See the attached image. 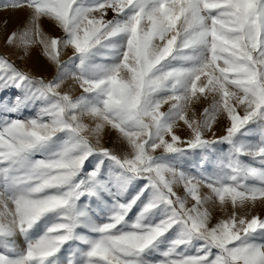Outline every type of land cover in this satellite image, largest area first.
<instances>
[{
	"label": "snow or ice",
	"instance_id": "6c2138e0",
	"mask_svg": "<svg viewBox=\"0 0 264 264\" xmlns=\"http://www.w3.org/2000/svg\"><path fill=\"white\" fill-rule=\"evenodd\" d=\"M4 7L31 9V35L39 39L57 71L62 49L74 48L81 57L82 72L69 79L83 93L95 94L96 100L73 102L70 95L60 92L65 80L57 79L56 75L47 81L32 77L8 59L0 58V85L20 87L29 81L35 87L28 98L55 97L37 118L12 120L0 128V232L6 226L24 231L48 212L58 209L67 212L64 222L54 225L47 235L30 245L23 257L11 260L0 255V264L34 261L43 264L69 239L74 224L72 210L83 194L84 182L75 178L93 147L149 183L132 201L118 204L111 222L100 227L102 236L88 251V264H139L140 254L176 225L190 231L191 239L180 234L158 264H264V246L244 242L249 234L264 230V218H249L248 213L241 215L236 211L248 202L264 201V169L244 166L233 158L228 164L231 175L197 179L153 162L157 149L172 153L213 142L204 139L202 131L211 130L216 113H225L230 121L221 138L225 140H230L254 118H264V0H99L90 7L82 6L79 0H14ZM108 9L123 18L104 20ZM42 16L53 18L67 39L44 37L37 25ZM122 35L126 37V46L118 63L90 69L86 66L85 61L95 47ZM16 40L17 34L13 33L8 44L14 45ZM189 49L202 52L198 56L184 55ZM170 58L195 63L163 70ZM121 72H128L129 78L122 79ZM148 72L160 75V79L147 85L144 74ZM164 91L170 94L157 99ZM208 95L213 96L214 103L205 109L204 119H189L187 106L194 98ZM167 100L173 101L172 123H166L169 114L160 111ZM238 106H243L242 114L237 111ZM85 116L96 121L95 127L87 128L83 123ZM177 121H183L192 130L191 139L181 141L174 133ZM108 126L126 139L132 150L130 155L119 158L105 147L90 146L83 135L88 131L100 141L102 130ZM65 130L75 137L74 142L66 143L61 151L44 159H30L35 151ZM168 136L170 141L166 139ZM247 154L264 163V146ZM41 171L51 174L42 185L43 196L18 199L16 194L24 184L38 183L24 177ZM96 175L91 174L93 178ZM179 184H183L194 202L190 207L174 191ZM201 184L212 195L201 196ZM149 188L150 199L131 230L121 231L118 226ZM213 197L221 205L230 198L234 212L210 225L205 205ZM161 205L167 209L164 219L155 225L142 223L145 214ZM193 238L204 242L196 254L177 252Z\"/></svg>",
	"mask_w": 264,
	"mask_h": 264
},
{
	"label": "rangeland",
	"instance_id": "374dc122",
	"mask_svg": "<svg viewBox=\"0 0 264 264\" xmlns=\"http://www.w3.org/2000/svg\"><path fill=\"white\" fill-rule=\"evenodd\" d=\"M14 0H0V55L9 59L16 64L21 70L30 76L43 78L46 81L51 80L55 75L57 79L65 80L60 92L67 93L73 98V102H79L82 99L90 102L96 100L95 94L83 93L79 85L73 82L69 77L80 75L81 57L75 54L74 48L68 47L61 51L60 67L56 70V65L45 55L43 46L39 39L33 37L32 33V11L31 9L20 8L13 9L4 7L13 3ZM24 2V0H18ZM99 0H79L84 7H90ZM97 18H101L96 13ZM104 20L122 19L116 17L115 13L108 9L102 17ZM39 32L47 38H60L65 34L60 25L51 17L42 16L37 21ZM17 34V40L14 45L8 44V38ZM28 34L27 36L25 34ZM67 39L66 36H64ZM30 40H35L30 43ZM157 43L159 41H156ZM126 46V37L118 36L103 41L101 45L95 47L85 61L86 66L90 69L93 66H111L120 61L121 54ZM202 49H189L184 51V55L198 56ZM195 61H181L179 59H169L165 63L163 70L169 66L190 67ZM90 75V73H86ZM35 85L24 81L17 87L14 84L10 87L0 85V128L12 120H28L37 118L42 108L52 103L55 97L28 98V93ZM170 93L167 91L157 95V99H163ZM17 97L21 100L18 102ZM173 101L167 100L161 104L160 111L168 113L165 122L172 123L174 111L171 109ZM214 103L213 96H201L193 101L186 108V115L189 119L202 121L205 115V109H210ZM237 111L242 114L243 106H238ZM260 122L257 125L242 127L230 140L221 139L226 134V129L230 121L225 113H216L215 120L212 123L211 130L202 131L204 139L213 141L203 146L195 148H183L177 152H166L163 149H157L153 153L154 164L165 165L169 168L183 173L186 176L204 179L207 177H219L231 175L228 164L231 159L235 158L244 166H252L257 169H264V163L259 158H253L247 153L264 146V118L257 117ZM87 120V121H86ZM83 123L95 127L96 121L85 116ZM174 133L181 141H187L192 138V130L184 124L183 121H177ZM99 145L96 144V137L93 136L89 141L90 146L105 147L112 154L119 158L131 154V147L122 135L106 127L101 132ZM170 141L171 137H166ZM75 137L68 131L57 133L45 146L35 151L30 159H44L52 153L61 151L66 143L74 142ZM184 146V145H181ZM239 149V152H237ZM96 172L93 178L91 174ZM77 182L83 181L81 186L82 195L75 201L72 210L74 220L72 232L69 239L64 242L55 254L43 261V264H88V251L93 243L101 238L102 233L99 231L104 224L111 222V218L118 210V204H127L132 201L141 189L149 183L146 178L136 176L121 168L113 159L104 156L94 147L83 162L82 169L75 178ZM252 183V181H249ZM174 191L181 200L187 202L190 207L193 201L188 197L184 190L183 184L175 185ZM201 196H210L211 191L205 185L199 186ZM152 189L145 191L136 201L135 205L128 212L125 220L118 226L121 231H130L131 225L136 222L137 217L142 211L144 204L150 199ZM228 214L222 211L219 199L213 197L209 200L205 208L210 214V225H214L220 219L226 218L232 212L230 198L226 201ZM246 212L250 216L264 218V201L257 199L255 202L245 204ZM241 214V208L236 209ZM67 215L66 210H54L44 214L36 221L30 229L20 230L17 227L6 226L4 231L0 232V255H4L11 260L23 257L30 245L35 244L38 240L48 234V230L54 225L64 222ZM167 215V209L161 205L150 213L145 214L142 221L144 224L155 225L164 219ZM182 226L176 225L167 233L160 237L151 247L146 249L138 257L139 264H158L164 259L163 253L171 247L172 241L180 238ZM245 243L264 246V230H258L244 238ZM204 242L193 238L188 246H181L177 252L184 255H194L196 250ZM216 250L213 249V252ZM39 264V262H31Z\"/></svg>",
	"mask_w": 264,
	"mask_h": 264
},
{
	"label": "clouds",
	"instance_id": "9594fccd",
	"mask_svg": "<svg viewBox=\"0 0 264 264\" xmlns=\"http://www.w3.org/2000/svg\"><path fill=\"white\" fill-rule=\"evenodd\" d=\"M228 61H226L227 63ZM122 79L127 80L129 78V73L128 72H121L120 73ZM145 78H146V84L147 85H151L152 83L158 81L160 79V75H153L151 72L145 73L144 74ZM239 93L237 92V95ZM88 129H91L92 127L87 125ZM83 135L85 136V138L88 141H91V138L93 137V135H91L88 131H85L83 133ZM100 141H98L96 139V144L99 145ZM23 167V165H21ZM50 173L46 172V171H41L39 174H31V175H27L24 177L25 180H36L38 181V183L32 184V185H28V184H24L19 191L17 192V198L18 199H28V198H39L42 197L43 194L45 193V188L42 187V185L44 184V182L50 177ZM38 189V191H37ZM222 207V211L224 212L225 215L228 214V206L227 203H224L221 205ZM241 215L247 214L246 212V207L245 204L242 205L241 207ZM234 212V209L232 207V212ZM181 235L185 238V239H191V233L190 231L186 230V229H182Z\"/></svg>",
	"mask_w": 264,
	"mask_h": 264
},
{
	"label": "trees",
	"instance_id": "16d2710c",
	"mask_svg": "<svg viewBox=\"0 0 264 264\" xmlns=\"http://www.w3.org/2000/svg\"><path fill=\"white\" fill-rule=\"evenodd\" d=\"M0 58H5L4 56L0 55ZM7 59V58H6ZM9 60V59H8ZM10 61V60H9ZM34 77V76H32ZM35 78H38V77H35ZM29 82V81H28ZM33 85H35L34 83H31ZM260 120L259 119H256L254 118L252 121H250L248 124H246L244 127H247V126H251V125H257L259 124Z\"/></svg>",
	"mask_w": 264,
	"mask_h": 264
},
{
	"label": "bare ground",
	"instance_id": "6f19581e",
	"mask_svg": "<svg viewBox=\"0 0 264 264\" xmlns=\"http://www.w3.org/2000/svg\"><path fill=\"white\" fill-rule=\"evenodd\" d=\"M87 121V120H86Z\"/></svg>",
	"mask_w": 264,
	"mask_h": 264
}]
</instances>
